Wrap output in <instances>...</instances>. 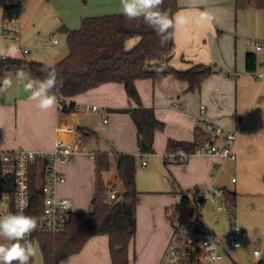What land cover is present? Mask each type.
Instances as JSON below:
<instances>
[{"label":"crops","instance_id":"obj_1","mask_svg":"<svg viewBox=\"0 0 264 264\" xmlns=\"http://www.w3.org/2000/svg\"><path fill=\"white\" fill-rule=\"evenodd\" d=\"M51 1L55 10L50 17L58 31L63 27L77 30L85 18L121 14L120 0ZM224 1L196 0L192 3L191 0H179L180 7L174 17V21L179 19L181 23L174 29L175 48L169 66L177 71H187L198 65L215 68V73L199 91H189L187 83L171 75L160 74L154 79L136 82L143 107L153 109L156 118L165 125L163 131L155 134L154 154H146L145 166L138 151L136 125L128 113L118 112L136 108L124 85L105 84L72 98L70 101L76 111L70 115L58 109L41 111L20 86L0 93V153L52 151L60 126H71L76 134L79 129L95 134L86 152L60 166L67 181L58 188V195L71 200L73 213L90 210L96 185V162L92 154L112 157L119 153L138 157L136 183L140 194L136 235L129 246L130 264H164L175 229L166 210L180 203L182 191L187 193L197 189L204 197L212 189H220L234 191L238 197L264 199V81L256 75L264 67V60L259 63L256 53L264 56V50L256 53L250 50V46L254 48L251 45L254 40L263 47L264 44L256 38L249 41L250 46L241 42L239 47L231 36H227L234 30L231 13ZM27 2L31 4V0ZM204 13L214 17L212 23L201 19ZM139 41V38L129 40L126 49L131 50ZM249 53L257 57L254 72L246 70ZM202 106L206 107L205 120L224 129H241L234 145L236 161L218 155H193L185 163L167 161L169 141H195L196 129L203 128L199 120ZM92 107H98L99 112L91 111ZM103 115H106L107 123H104ZM216 168L220 170L217 172ZM104 180L108 183L117 181L111 178V172L104 173ZM208 200L211 201L207 199L202 204ZM214 207L216 211L228 214L229 227L222 234L205 231L208 224L201 213L203 231L224 241L226 253L220 264L226 258L235 264L233 251L241 246L232 247L227 236L236 219L237 205L231 208L225 204L222 210H218L216 204ZM1 240L0 244L10 243ZM63 261L65 264H112L108 236L93 237L79 254L64 258L60 264Z\"/></svg>","mask_w":264,"mask_h":264},{"label":"trees","instance_id":"obj_2","mask_svg":"<svg viewBox=\"0 0 264 264\" xmlns=\"http://www.w3.org/2000/svg\"><path fill=\"white\" fill-rule=\"evenodd\" d=\"M235 3L238 10L253 7L264 11V0H235ZM179 7V0H164L162 5V9L172 18ZM60 31L67 36L69 54L59 64L52 66L58 73V79L62 80V86L53 90L58 99L71 100L105 84L124 85L129 100L136 108L118 112L128 113L132 117L137 129L140 155L154 154L155 134L163 131L165 125L156 118L153 109L143 107L136 82L154 79L160 74L171 75L187 83L189 91L195 92L215 73L214 66L198 65L187 71H177L170 67L169 60L175 48L174 30H170L171 38L168 42L161 45L155 32L142 19L129 21L122 14L85 18L77 30L63 27ZM134 38H139V43L127 50L126 43ZM256 65V55L249 53L246 56L247 72H254ZM22 66L27 67L34 79H42L45 73L41 69L47 65L29 62L26 58L0 60V79L14 77L17 69ZM161 66L165 67L162 72L157 70ZM75 111L76 107L71 103V107L65 108L62 113L70 115ZM77 136L84 142L82 148L86 151L95 134L79 129ZM207 138L203 128H198L193 143L169 141L167 151L169 153L183 149L191 153ZM92 156L96 162V185L90 210L88 213H73L64 233L37 236L44 264H60L64 258L79 254L88 241L96 236H108L112 264H130L129 246L136 235V210L140 194L136 183L138 157L119 153L112 157L103 153ZM114 166L117 181L108 183L103 175L109 173ZM44 171L45 162L42 161L32 174V214L43 209ZM113 189L118 190V196L110 201L106 195ZM14 191V179L0 174V198L7 194L12 200ZM223 193L226 204L231 208L236 207L238 194L229 190H224ZM179 194L180 203L176 207L168 208L166 216L175 229L178 225H190L197 220L198 231L203 230L200 216L203 204L198 202L203 193L194 189ZM200 254L201 248L198 245L191 246L190 256L182 264H200ZM260 264L264 262L260 261Z\"/></svg>","mask_w":264,"mask_h":264},{"label":"built area","instance_id":"obj_3","mask_svg":"<svg viewBox=\"0 0 264 264\" xmlns=\"http://www.w3.org/2000/svg\"><path fill=\"white\" fill-rule=\"evenodd\" d=\"M5 5L4 17L0 21V39L14 40L21 44V0H6ZM53 42L57 43L56 40ZM251 45L257 52L264 50L262 44L257 40L252 41ZM16 50V58L12 59H24L30 53L29 49L22 47H17ZM256 75L259 80L264 81V67ZM58 100L59 107L57 109L59 112L62 113L65 108L71 107L70 100L64 98H59ZM90 110L95 113L99 112L98 107H92ZM204 114H206V107L202 106L199 120L203 124L204 133L208 138L200 142L191 153L183 149L167 153V161L185 163L193 155H218L224 159L236 161L237 155L234 152V145L241 133V129L238 127L224 129L214 122L205 120L203 118ZM103 120L104 123L108 122L106 115H103ZM57 132L59 135L52 151L33 152L18 150L0 153V174L4 177H12L15 184L12 200L7 194H4L0 198V216L15 213L23 208L26 215L35 217L37 220V228L26 237V240L30 241L35 249L38 246V235H58L66 231L73 212L71 209V200L58 195V188L67 181L65 174L60 170V166L69 163L76 155L86 152L82 148L84 142L79 139L73 127L60 126ZM63 135L70 136V138L67 139ZM141 156H143L142 165L145 166L147 164V155L142 154ZM42 161L45 162L42 186L43 209L36 214H32L30 212V184L36 166ZM215 170L218 172L220 169L216 168ZM106 196L110 201H113L118 196V190L113 189ZM207 199L215 203L218 210L225 208L226 202L222 190L212 189L204 195V200ZM196 221L194 220L190 225H178L175 229L173 241L168 249L164 264H182L185 258L190 256L191 246L193 245H198L201 248V254L199 256L200 264H220L224 259L226 248L222 238L215 234L206 233L203 230L198 231ZM2 238L0 237V240ZM248 238L249 236L246 231L236 223L231 224L227 239L232 247L239 248L241 241ZM237 245L239 246L237 247ZM254 246H256L255 242ZM253 255L255 259L259 260L262 251L255 250ZM30 264H34V257L31 258Z\"/></svg>","mask_w":264,"mask_h":264},{"label":"rangeland","instance_id":"obj_4","mask_svg":"<svg viewBox=\"0 0 264 264\" xmlns=\"http://www.w3.org/2000/svg\"><path fill=\"white\" fill-rule=\"evenodd\" d=\"M5 2L6 0H0V21L4 13ZM51 3V0H31V4L28 5L27 0H21L22 43L0 39V49H7L12 46L29 49L30 53L25 57L27 61L39 62L47 66H55L63 61L69 54L67 36L62 31L56 30L57 26H54V20H51L50 14L55 10ZM224 4L231 13L234 30L228 33L227 36H231L232 40L239 44V47H241V42L242 45L247 46L249 41L256 38L264 44V11L253 7L238 10L235 0H225ZM236 31H238V34L235 33ZM255 34L257 35L255 36ZM53 40H56L58 44H53ZM250 50L256 53L251 46ZM256 54L259 63L264 60L263 53ZM20 88H23V86L21 85ZM110 172L111 178L117 180L115 168ZM214 205L212 201L208 200L200 209L205 222L208 224L205 231L222 234L229 227L230 219L228 214L216 211ZM232 223H236L246 231L251 239L242 240L241 247L233 251L235 264L264 262V199L239 196L237 198L236 219ZM1 241L6 240L2 238ZM254 242L256 246H254ZM255 250L262 251L259 260L255 259L253 255ZM34 264H44L39 246L36 247ZM222 264L232 263L229 258H226Z\"/></svg>","mask_w":264,"mask_h":264},{"label":"clouds","instance_id":"obj_5","mask_svg":"<svg viewBox=\"0 0 264 264\" xmlns=\"http://www.w3.org/2000/svg\"><path fill=\"white\" fill-rule=\"evenodd\" d=\"M191 2L195 3L196 0ZM163 3L164 0H120L121 14L129 21L142 19L155 32L161 45H164L171 38L170 30H174L181 21L179 19L174 21V18L162 9ZM201 19L212 23L214 17L204 13ZM16 52L14 46L0 49V60L16 58ZM157 70L162 72L165 67L161 66ZM41 71L45 73L43 78L34 79L26 66L18 68L14 77L0 79V92L22 85L24 91L29 94L28 99L35 102L41 111L57 109L59 100L53 90L62 86V80L58 79V73L52 66H45ZM36 228V218L26 215L23 208L15 213L0 216V237L10 242L0 244V264H30L31 258L36 255V249L26 237Z\"/></svg>","mask_w":264,"mask_h":264},{"label":"water","instance_id":"obj_6","mask_svg":"<svg viewBox=\"0 0 264 264\" xmlns=\"http://www.w3.org/2000/svg\"><path fill=\"white\" fill-rule=\"evenodd\" d=\"M198 202H199L200 204H202V203L204 202V197H203V196H200L199 199H198Z\"/></svg>","mask_w":264,"mask_h":264}]
</instances>
